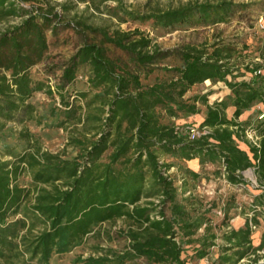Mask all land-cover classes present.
<instances>
[{"label": "trees", "instance_id": "16d2710c", "mask_svg": "<svg viewBox=\"0 0 264 264\" xmlns=\"http://www.w3.org/2000/svg\"><path fill=\"white\" fill-rule=\"evenodd\" d=\"M79 3L151 30L212 29L214 39L166 49L140 26L111 29L69 17ZM148 6L0 0V22L21 19L0 31V264H53L90 236L98 239L93 252L72 264H192L213 247L219 249L213 264H264V232L258 245L252 237L257 215L221 232L235 200L218 221L214 205L195 193L201 170L212 164L230 185L258 189L253 206L264 215V110L239 120L264 103L258 72L264 63L247 41L226 40L219 27L247 6L234 0ZM68 29L81 39L75 53L59 68L38 70L49 59V33ZM207 80L225 82L231 93L214 103L208 92L188 95ZM37 93L51 99L49 108L34 102ZM203 109L200 124L188 120ZM33 125L64 130V148L46 149ZM192 125L209 132L191 140ZM250 127L259 146L246 138ZM172 167L180 179L167 174ZM119 220L124 225L115 235L105 225ZM116 238L125 241L121 248L110 244Z\"/></svg>", "mask_w": 264, "mask_h": 264}, {"label": "rangeland", "instance_id": "374dc122", "mask_svg": "<svg viewBox=\"0 0 264 264\" xmlns=\"http://www.w3.org/2000/svg\"><path fill=\"white\" fill-rule=\"evenodd\" d=\"M59 3L65 0H57ZM189 0H124L125 5L130 9L136 10H147L149 4L151 6H160L163 8H168L169 6H177L188 2ZM216 1V0H214ZM235 2L245 4L247 7L244 10L236 15V17L229 24H221L219 27L224 29L223 38L230 41L240 42L247 41L250 47L254 50V57L256 61L264 63V30L260 28L258 24V19L261 15H264V0H234ZM149 2V3H148ZM109 5H114L112 1L107 2ZM62 11V8L59 7ZM74 14L85 16L89 19L90 23L100 26H108L111 29L122 28V29H133L137 26H140L141 29L150 32V35L166 49L177 47L184 42L195 41L201 42L205 39H214L213 30H200L195 31L193 29L182 28L173 32H168L164 30H151L148 25H139L134 22H125L119 23L118 20L102 10V12L96 11L94 8H86V4L79 3L77 7L69 13V17H72ZM20 18L12 17L4 22H0V31H3L10 25L16 24L20 21ZM50 36V48H49V59L45 64L39 65L37 68L40 71L50 72L52 67H61L66 60L75 53L78 45L81 42L80 37L72 29L64 30L58 35L49 33ZM120 54V53H118ZM264 73V70L262 71ZM231 79V77H229ZM248 76L239 77L238 80L247 79ZM205 81L204 83L195 85L188 95L194 93H211L212 91L221 92L223 98L226 99L228 95L225 94L226 88L219 87L218 85L215 88H212V83ZM224 85V84H222ZM223 90V91H222ZM231 93V92H230ZM220 98V97H219ZM210 100L216 99V97H209ZM34 102L40 106L41 109L49 108L51 104V99L45 93H37L34 97ZM260 105L261 109L264 110V103H257ZM254 107H256V105ZM253 108V107H252ZM257 109V108H256ZM253 111V109H252ZM252 115V114H251ZM255 115V114H254ZM254 119V118H253ZM11 125H9L10 127ZM32 128L36 131H39L42 134V140L46 149L58 152L61 151L66 144V134L64 130L59 128H45L33 125ZM246 138L250 139L247 134ZM172 174H177V178L180 179L181 172L176 168L172 167ZM203 177L199 181L195 193L202 197L207 205L213 204L212 215L215 220H222L225 216L224 208L226 207L229 199H234L235 204L229 213L231 220L229 222V227L223 226L222 231L242 225L245 223L248 217H254L257 215V218L260 221V225L254 228L252 233L253 241L255 245H258L261 241V236L264 232V215L261 214V209H258V212H255L256 206L254 205V195L259 193L258 189H255L253 186H233L230 185L224 177H218L213 172L212 168L201 170ZM181 181H179L180 183ZM124 225L122 220H119L116 224H106L105 226L112 229L116 235V231ZM218 231V229H215ZM203 229L200 231V233ZM106 245L107 242L103 240ZM219 243L222 242L221 239L218 240ZM98 243L97 238L89 237L84 246L78 248L61 258L56 257L53 261V264H72V261L80 254L85 257L90 255L93 252V246ZM114 247L121 248L124 244V240H119L116 238L113 242L110 243ZM261 254H264V251H260ZM219 255V249L213 247L209 256L204 258L201 261L193 262L192 264H213L216 263L217 257ZM246 260V259H244ZM261 262H264V257L261 258Z\"/></svg>", "mask_w": 264, "mask_h": 264}, {"label": "crops", "instance_id": "0c3cea01", "mask_svg": "<svg viewBox=\"0 0 264 264\" xmlns=\"http://www.w3.org/2000/svg\"><path fill=\"white\" fill-rule=\"evenodd\" d=\"M207 81H209V80H207ZM206 81V82H207ZM210 84L212 83V88H215L217 85L219 86V87H223V88H226V91H224L225 92V94L226 95H229L230 94V92H231V90H230V88L228 87V85L225 83V82H223V81H219V82H217V83H213V82H209ZM222 84H224V85H222ZM223 91V90H222ZM222 93L221 92H217V91H212L211 93H210V95H209V97H216V99H214V100H210V103H214L215 101H222L224 98V96H222L221 95ZM220 97V98H219ZM261 109V107H260V105L259 104H257L256 105V107H254L253 106V111L251 110V111H246L245 113H243L241 116H240V118H239V120L240 121H242V120H246V119H248L249 117H250V115L251 114H253V112L255 111V109ZM261 110H263V109H261ZM234 111H235V107L233 106V105H230L228 108H227V110H226V113H227V117L228 118H232L233 117V114H234ZM205 115H206V111H205V109H203L202 110V112L200 113V114H197V115H195V116H192V117H190V118H188V120L190 121V122H193V123H197V124H200L204 119H205ZM249 140V139H248ZM251 141V140H250ZM192 166L195 168V169H199L200 170V168H201V166L200 165H198V163H197V160H195V161H193V164H192ZM206 169L208 168H212V170H214L215 169V166L214 165H212V164H207L206 165V167H205ZM244 224H242V225H239V226H236L235 228H239V227H241V226H243Z\"/></svg>", "mask_w": 264, "mask_h": 264}, {"label": "built area", "instance_id": "2783aa9c", "mask_svg": "<svg viewBox=\"0 0 264 264\" xmlns=\"http://www.w3.org/2000/svg\"><path fill=\"white\" fill-rule=\"evenodd\" d=\"M258 24L260 28L264 30V15H261L259 17ZM258 72L261 73L262 70H259ZM263 116L264 114L261 115L260 118H262ZM208 132H209V129L207 127H203L202 130L200 131L199 125H192L189 128V137L191 140H194L198 138L201 134H207ZM246 134L255 145L259 146V141L261 137L256 129H254L253 127H250L247 129ZM167 174L168 175L171 174V170H169Z\"/></svg>", "mask_w": 264, "mask_h": 264}]
</instances>
